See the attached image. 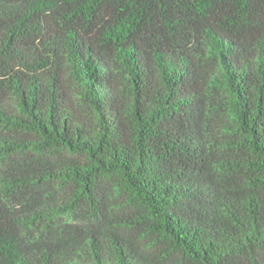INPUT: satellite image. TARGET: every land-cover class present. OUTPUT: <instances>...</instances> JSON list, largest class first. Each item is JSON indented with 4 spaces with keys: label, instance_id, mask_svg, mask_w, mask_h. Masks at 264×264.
<instances>
[{
    "label": "trees",
    "instance_id": "16d2710c",
    "mask_svg": "<svg viewBox=\"0 0 264 264\" xmlns=\"http://www.w3.org/2000/svg\"><path fill=\"white\" fill-rule=\"evenodd\" d=\"M0 264H264V0H0Z\"/></svg>",
    "mask_w": 264,
    "mask_h": 264
}]
</instances>
